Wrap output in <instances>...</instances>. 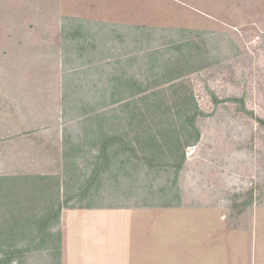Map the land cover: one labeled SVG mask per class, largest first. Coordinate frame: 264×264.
Returning a JSON list of instances; mask_svg holds the SVG:
<instances>
[{"label":"rangeland","instance_id":"rangeland-1","mask_svg":"<svg viewBox=\"0 0 264 264\" xmlns=\"http://www.w3.org/2000/svg\"><path fill=\"white\" fill-rule=\"evenodd\" d=\"M139 1L142 7L137 9L111 6L67 10L62 8L60 0H0V162L17 145L16 140H21L25 158L32 137L64 128L72 134L68 145L82 147L81 127L76 117L72 118L74 114L64 116V101L83 99V92L89 91L90 100H87L93 102V94L108 89L119 68L129 76L144 79V64L139 58L145 52L136 51L132 42L139 39L138 28L144 32L141 47L138 46L147 49L146 52L188 43L196 60L198 57V66L204 68L197 72L193 67V73L184 78L185 84L181 85V80L178 83L207 114L198 121L200 142L186 149V162L178 177L182 202L188 210H161L156 220L149 210L96 209L73 216L68 213L70 246H78L79 253L89 261L86 264H264V127L255 119L264 120V0ZM67 15L87 19L86 22L103 21L108 29H100V35L89 38L76 34L80 41L74 47L76 50L64 54L62 26ZM90 25L96 29L92 21ZM147 28L153 30L146 32ZM166 43L169 46H164ZM91 44L97 45L99 54L94 53ZM100 67L106 72L102 78L96 73ZM78 85L84 88H76ZM213 96L220 101L243 99L246 110L255 117L239 111L238 103L215 104ZM110 99L109 96L107 101ZM119 104H110L112 107L107 109ZM169 115H163L169 121L164 126H169L175 117ZM154 126L153 133L161 138V127ZM7 135L12 136L7 138ZM56 135L48 139L55 141ZM93 150L87 158L79 155L78 161H83L79 173L84 177L77 183L71 177L70 186L75 190L93 169L91 156L97 154ZM71 163L74 167L69 168L70 176L76 166ZM14 164L0 167V177L35 170L12 167ZM64 168L65 161L63 170L61 166L55 168L56 172L63 171L62 178L66 177ZM124 181L122 177L120 184L127 187ZM29 189L28 193L16 195L14 201H11L13 194L9 199L0 194L1 245L37 244L35 239L8 238L13 229L18 233L16 228L23 227L15 222L16 216L21 222L25 220L22 213L40 216L45 212L36 198L45 202L47 194L36 186ZM109 189L108 181H104L100 193L91 189L88 195V198L96 197V201L74 199L70 206L90 203L105 206L115 198L122 199L121 205L139 203L136 195L126 202L121 196L112 195ZM119 191L124 193L123 188ZM12 203L20 206L18 215L10 214L8 205ZM55 225L52 221L50 232H59V226ZM94 225L106 227L99 230ZM34 227L28 223L29 231ZM143 232L150 234L147 240H143ZM79 238L87 242L89 251L79 244ZM136 242H140L138 249ZM174 243L181 249H172ZM81 249L85 251L80 252ZM95 257L99 260H94ZM58 262L56 254L41 250H34L23 260V264ZM13 264H18V260Z\"/></svg>","mask_w":264,"mask_h":264},{"label":"trees","instance_id":"trees-1","mask_svg":"<svg viewBox=\"0 0 264 264\" xmlns=\"http://www.w3.org/2000/svg\"><path fill=\"white\" fill-rule=\"evenodd\" d=\"M148 30L153 29L147 28L146 32ZM142 31L141 28L137 29L139 39H132V42L136 51L145 52L143 56L146 59L143 61L142 55L139 58L142 60L141 64H144V79H141L143 76H129L126 70L119 68V74L115 73L112 76L109 86H107L108 89L104 88L99 93L93 94L95 98H93V102L88 101L90 100L89 91L85 92L84 89L83 99L75 97L72 102L66 101L67 98L64 101V116L70 113L74 114L72 118L76 117L74 119L81 127L80 139L83 140L82 147L78 148L77 145L75 147L71 143L69 152H66L69 163L63 181L64 198L61 199L64 189L61 185L62 178L58 175L0 177V194H5L8 199L12 198L13 194L15 197L11 201L16 200V195L19 193H28L31 190L29 188H35V186L41 192L46 193V201H50L45 204L46 201L36 198L38 204L43 205L45 210L40 216L37 214L25 216L26 213H22L25 220H21V222L17 218L18 216L15 217V222L23 227L16 228L18 233H14L15 229H13L14 231L8 234V238L11 240L18 237L21 239L20 241L35 239L37 244L21 245L22 247L0 244V253L3 256L0 264H13L16 259L18 264H23V260L34 250L47 251L50 255L56 254L58 264H60L61 233L50 232L52 221L56 224L55 226L59 224L62 210L71 207L70 203L75 197H80V200L81 197H88L89 193H92L91 189H95L97 194L100 193L99 191H102L101 189L104 187V181H108L109 190L113 191L112 195L115 197L121 196L126 202H131L128 199L136 195L135 200L139 203L128 204V206L121 205L119 203L122 199L115 198L110 203L107 202L108 204L105 206L90 205V203L89 205L81 204L79 208L147 207L163 209L182 205L178 177L186 162V149L196 146L200 142L201 131L198 121L207 117V114L200 109L195 97L186 93L185 88L179 86L178 81L181 80V85H184V78L193 73V67L197 72L204 67L198 66V57L196 60L188 43H179L178 46L158 48L148 52H146L147 49L139 48L144 36ZM164 46L169 45L166 43ZM92 50L99 54L97 48ZM186 51L190 52L186 53ZM135 59L138 61L137 58ZM121 60L118 62L121 63ZM96 73L101 77L106 72L100 67ZM79 87L83 86L78 85L76 88ZM106 90L110 94L107 95L108 91ZM101 92H105V94L101 95ZM109 96L111 98L109 101L112 103L108 104ZM213 101L215 104L220 102L238 103L239 111L247 112L251 117H255L252 112L246 110L243 99L228 98L220 101L216 96H213ZM113 103L120 104L118 107L107 109L112 107L110 104ZM171 113L175 117L169 126H164L169 121L163 115ZM143 115L145 117H142ZM255 119L264 127L263 119L256 117ZM145 121L146 126L144 127ZM154 125L161 127L159 130L161 138L153 133ZM84 147H88L89 151H85ZM90 148L97 152L96 156H91L93 169L85 181L81 180L82 186L75 190V187L70 186V179L72 177L75 181L76 178L77 183L83 176L79 173L82 170L77 161L81 158L80 154H83L85 158L91 155ZM82 158L84 157L82 156ZM71 161L76 166L74 174L70 176L69 168L74 167ZM81 162L83 163V161ZM103 177L105 178L103 179ZM122 177L128 184L127 187L120 184ZM32 184L34 185L32 186ZM120 188H123L124 193L119 191ZM19 207L12 203V205H8V210L11 215H18L17 208ZM28 223L32 227L35 225L33 231L28 230Z\"/></svg>","mask_w":264,"mask_h":264},{"label":"crops","instance_id":"crops-1","mask_svg":"<svg viewBox=\"0 0 264 264\" xmlns=\"http://www.w3.org/2000/svg\"><path fill=\"white\" fill-rule=\"evenodd\" d=\"M62 8L65 9H86L88 7H99V8H112L113 9H122V8H127V9H137L141 8L142 5L139 0H60ZM118 2H122L123 5H118ZM87 19L78 17V16H69L67 15L65 18V23L62 26V34H63V39L65 40V46H64V54L70 52V50H76L75 45L80 43L78 38L76 37V34L80 36H86L89 38L92 35L97 36L102 33L103 28L108 29V24H106L103 21H96V20H89L86 22ZM90 21H92L93 26H96V29L91 28ZM95 24V25H94ZM72 26H74L72 28ZM77 26V28H76ZM87 26V28H86ZM83 27V28H82ZM100 31V33H99ZM73 36L75 39H73ZM77 38V39H76ZM71 39L74 42H70ZM68 42V43H67ZM92 48H97L96 44H91ZM99 50V49H97ZM69 51V52H68ZM71 54V53H70ZM74 55V53L72 54ZM82 55V53H81ZM83 57V55H82ZM66 82H65V88H66ZM65 93V91H64ZM65 129V130H64ZM63 130H57L55 132L49 131V132H44L43 134H39L42 136H36L31 138V142L28 143V148L25 150L27 152V156L24 158V151L20 147L21 140L18 139L17 145L11 147V153L7 151L8 156H5L2 158V161L0 162V167L6 166L8 163L12 162L15 163L12 165V167H21V169H24V167L28 168H33L35 170L37 169H44L47 170L45 172H37L33 171L28 173H23V174H18L17 175H24V176H47V175H62L60 172H56L55 168H58L61 166L63 170V163L65 161V168H67V164L69 163L68 160V155L66 152H69V145H68V139L70 136H72L70 129L64 128ZM52 134H57L58 139L53 141L49 136H52ZM12 135H7L8 137H11ZM6 137V136H5ZM34 144V146H33ZM7 148V147H6ZM10 149V148H9ZM86 149V148H85ZM86 151H89V148H87ZM26 162H25V160ZM24 163V164H23ZM26 163V164H25ZM79 168L83 167V163L81 161H77ZM62 164V165H61ZM64 174L66 175V171H64ZM13 175V174H10ZM13 175V176H17ZM62 178V176H61ZM64 178H62L61 185L64 189V193L61 194V199L64 198L65 194V188L63 184ZM67 191V188H66ZM67 195V194H66ZM103 195V194H102ZM109 195L111 193L109 192ZM66 199V198H65ZM75 200H80V197H75ZM73 199V201H74ZM96 197H81V200H87V201H92L96 200ZM100 199V198H99ZM180 207H174V208H147V207H127V208H118V209H113V208H107V207H85V208H79V207H67L64 208L61 212L60 216V221H59V232L61 233V259H60V264H86L89 263L87 260L82 256L81 253L78 251V246L74 245V247L70 246L68 236L70 235V227H69V222L71 219L67 218V214L71 213V216H73V213H80V212H86V211H94L96 209H106L108 212L109 211H134V212H143L145 210H149L150 212L153 213V220H156L159 216V212L162 210H174V211H187L188 209L184 208V202ZM72 210V211H69ZM191 210V209H190ZM168 222V221H167ZM101 227H106L105 225L103 226H98L94 225L95 229H101ZM144 239L147 240L150 236L146 235L145 232H143ZM79 244H83V248H85L87 251V245L86 241L83 238L78 239ZM132 244V243H131ZM134 245V244H133ZM177 245V246H176ZM136 248L138 249L140 246V242L135 243ZM193 249H196L195 246L192 247ZM85 249H81L80 252H84ZM146 249V248H145ZM143 249V250H145ZM172 249H181L180 245L178 243H174V248ZM91 252V251H90ZM93 255L96 256L97 252L92 251ZM94 260L98 261L97 257L94 258Z\"/></svg>","mask_w":264,"mask_h":264}]
</instances>
